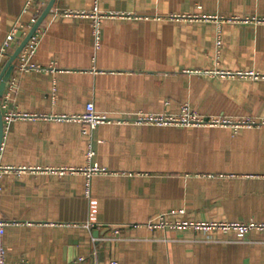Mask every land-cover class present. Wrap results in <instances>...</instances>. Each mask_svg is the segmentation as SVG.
<instances>
[{"label": "crops", "instance_id": "1", "mask_svg": "<svg viewBox=\"0 0 264 264\" xmlns=\"http://www.w3.org/2000/svg\"><path fill=\"white\" fill-rule=\"evenodd\" d=\"M27 1L0 0V47L42 14L37 3L24 10ZM39 29L30 62L42 69L22 72L16 59L1 99L2 113L35 115L4 122L0 164L15 168L0 179L7 263L264 264V229L147 226L173 211L264 223V0H56ZM8 57L0 52V72ZM90 102L113 121L84 135L82 123L59 118ZM183 103L260 124L134 120ZM90 147L105 172L87 173Z\"/></svg>", "mask_w": 264, "mask_h": 264}, {"label": "built area", "instance_id": "2", "mask_svg": "<svg viewBox=\"0 0 264 264\" xmlns=\"http://www.w3.org/2000/svg\"><path fill=\"white\" fill-rule=\"evenodd\" d=\"M50 0H28L24 10H28L29 7L33 3L41 4L43 8H45ZM42 8V9H43ZM41 11V10H40ZM38 11L33 18L31 19L28 25L16 24L11 31L8 33L3 45L0 47V52L2 54L10 55L16 49L20 42L21 36L27 35V33L32 29L34 24L37 22L39 17ZM100 17L96 16V13L93 14V33L96 38L97 45L100 44ZM40 38V29L38 28L36 32L32 35L27 45L24 47L19 57L17 58V64L15 65L20 71H28L33 69H42L39 65L30 62V57L35 54ZM220 43V41H218ZM248 74H254L250 72ZM16 83V78L12 74L7 87L12 88ZM5 97L7 95L4 94ZM35 115H31L28 113H21L17 111H9L3 113V121L7 124H10L16 118H32ZM59 118H68L70 120H75L83 124L82 133L84 135H91L94 129L102 123H108L113 121V119L105 114L100 113L95 109L93 103H88L86 105V111L81 115H63ZM135 121L139 123H156L158 125H175V126H183V127H231L235 131L242 127H251L254 125H258L260 123H264L261 121L258 123L256 120L250 117H242V118H232L229 116H220L213 114H202L193 109L188 103H183L181 105L180 111L177 113H172L169 111H164L161 113H139L136 115ZM95 155V151L92 147L87 152V158L91 162V165L87 168V173L89 175L95 173H102L105 170L98 166V164L92 163L93 157ZM15 169L12 166L2 165L0 164V179L2 176L8 172ZM24 168H18L16 170H21ZM3 187L0 182V193L2 192ZM175 211L160 215L155 221L148 223L149 229L155 228H174V229H183L187 227H192L195 230H203L206 232L210 231H236L239 237H244L249 231L257 228L264 229V223H255V222H192L184 219H171L170 215L173 216ZM10 221L0 220V264H8L7 263V248L4 244V235L6 226L9 225ZM94 227V226H93ZM121 232L120 228H116L114 230V234L117 236ZM95 256H97L95 254ZM82 260V259H81ZM26 264V263H25ZM94 264H99L96 260ZM111 264H119L117 260H113Z\"/></svg>", "mask_w": 264, "mask_h": 264}, {"label": "water", "instance_id": "3", "mask_svg": "<svg viewBox=\"0 0 264 264\" xmlns=\"http://www.w3.org/2000/svg\"><path fill=\"white\" fill-rule=\"evenodd\" d=\"M55 2L56 0H50L48 2L47 6L44 8L42 14L38 18L37 22L34 24V26L29 31V33L24 37V39L19 43V45L14 50V52L9 55L4 68L0 72V151H1V147L3 144V140H4V135H5V123L3 121V113L1 110V99L6 91L8 82L13 74L14 67H15L14 62L19 57L24 47L27 45L32 35L39 28L41 22L51 12L52 7L54 6Z\"/></svg>", "mask_w": 264, "mask_h": 264}]
</instances>
